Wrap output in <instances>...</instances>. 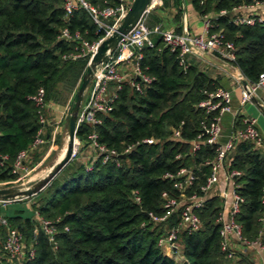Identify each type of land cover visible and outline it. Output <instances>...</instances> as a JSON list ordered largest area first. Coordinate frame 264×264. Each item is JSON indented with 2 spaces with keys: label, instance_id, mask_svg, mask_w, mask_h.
<instances>
[{
  "label": "trees",
  "instance_id": "1",
  "mask_svg": "<svg viewBox=\"0 0 264 264\" xmlns=\"http://www.w3.org/2000/svg\"><path fill=\"white\" fill-rule=\"evenodd\" d=\"M87 1L98 8L117 2ZM250 1L192 0V5L200 14L218 13ZM215 25L214 29H221L235 45L234 65L247 79L257 80L264 71V22L235 25L227 15H217ZM63 27L79 30L89 42L102 34L84 9L66 18L61 0H0V157L7 156L0 163V185L9 186L7 183L15 179L12 162L18 151L28 148L40 127L39 108L29 96L42 87L46 101L58 98L59 84L63 83L64 89L73 87L87 64V59L62 58L71 49L68 42L58 39ZM153 39L152 47L143 48L141 61L145 72L153 77L152 83L142 93L124 85L101 124L83 122L76 130L83 147L88 146V134L96 131L99 143L106 147L119 153L127 146L131 150L107 162L97 157L91 170L85 167L89 159H72L36 194L44 193L34 206L39 215L58 219L56 248L34 217L6 215L9 226L21 232L24 244L32 247L34 255L21 262L3 257L7 230L0 225V264H178L161 252L157 242L177 224L180 212L158 223L149 213H166L163 191L178 195L174 180L164 178L165 173L195 166L196 185L203 182L209 171L203 161L213 157V146L202 144L192 156L188 150L190 141L213 114L197 103L205 98L203 90L222 85L221 78L208 74L197 59H190L184 72L176 53L159 37ZM178 126L181 138H171L170 129ZM151 137L155 142H142ZM178 153L180 158L176 157ZM229 167L242 172L238 181L244 202L236 216L242 234L253 240L261 232L264 242V220H259L264 214V155L251 143L239 142L230 155ZM134 191L139 194V202L134 201ZM219 209L216 199L206 200L198 212L201 227L179 234L183 256L190 264H227L215 222Z\"/></svg>",
  "mask_w": 264,
  "mask_h": 264
},
{
  "label": "built area",
  "instance_id": "2",
  "mask_svg": "<svg viewBox=\"0 0 264 264\" xmlns=\"http://www.w3.org/2000/svg\"><path fill=\"white\" fill-rule=\"evenodd\" d=\"M61 5L66 18L74 11L84 9L97 25L98 30L102 31V34L92 42L87 41L82 32L77 29L71 30L69 27H63L59 31L58 39L71 45V49L63 53L62 58L64 60L87 59V65L96 53L98 46L112 34L129 9L127 0H117L115 5L104 8H98L87 0H61ZM144 14L122 37L106 60L95 67L78 111L77 126L83 122L93 126L101 124L103 117L112 110L118 98V92L124 85H128L134 91L142 93L152 83L153 77L145 72L141 66V61L144 56L143 48L153 46L154 36H158L164 46L176 53L178 65L184 72L188 69L191 58L206 61L221 68L232 77L235 84L240 88L237 107L232 105L230 89L217 87L211 91L203 90L205 98L200 100L197 106L207 113H212L213 116L208 123L202 125L201 131L190 141L188 150V154L192 156L200 150L202 144L213 146V157L203 161V164L209 167V171L205 174L203 182L198 186L196 185L198 176L194 170L195 166L181 167L176 173H165L164 178L174 180V188L178 191V195L172 196L163 191L161 197L163 206L167 209L166 213L163 216H155L149 213V217L158 223L165 221L171 213L180 212L177 224L171 230H168L166 234L160 236L157 244L161 251L164 247H167L172 256L179 258L180 264H190L183 256L180 248L179 234L184 231L191 233L201 227L198 212L204 206L207 194L213 190L220 180H223L224 187L219 192L222 206L215 217V222L219 225L220 250L226 258L234 259L235 252L232 248V241L234 240L242 245L255 246L264 255V242L262 241L261 232L253 240L246 239L242 234L241 224L236 220V216L239 214L241 205L244 202V197L239 192L241 184L238 181L242 172L239 169H230L229 167L230 155L237 143L246 141L251 143L254 148H260L263 145V136L256 127V119L241 117L239 108L256 96L258 91L264 92V71L259 74L255 81L247 79L234 65L235 45L226 38L221 29H214L217 15H227L235 25L263 23L264 0H252L234 6L230 10L222 9L218 13H203L201 16L202 30L198 33L188 31L178 33L173 29L164 28L161 23L149 26L145 21ZM204 54L221 61L230 71L207 60ZM29 98L39 108L38 122L40 127L28 148L17 152L11 165V173L16 177L7 183L9 185L23 181L38 166V164L30 166L29 160L46 142L43 135L46 127L49 124L51 125L45 113L47 101L45 100L44 89L40 87ZM224 113L231 115L229 132H224L222 125ZM59 123L57 121L53 124L54 131L59 128ZM170 130L171 138H181V126ZM54 134L55 132H53V136ZM88 140V146L92 148L93 153L89 157L90 162L85 166L86 170H91L92 161L97 157H100L102 162H107L131 150V146H127L123 152L119 153L106 147L99 143L96 131L88 134ZM142 142L151 144L155 142V139L153 137L145 138ZM74 143L78 144L79 140L75 139ZM74 156L75 151L72 153L71 160ZM176 157L180 158L181 154L178 153ZM6 159V155H1L0 163ZM190 189H193V191L188 192ZM133 198L135 202L140 201L137 191L133 192ZM12 201L15 200H0V208ZM261 201L264 203V194ZM34 218L37 220L40 230L46 235L48 242L53 248H56L55 235L58 219L43 218L38 211H35ZM259 220L262 222L264 215ZM0 225H4L7 230L2 245V256L20 262L33 258L34 251L32 247H26L21 232L9 226L4 213H0ZM64 229L67 230V227ZM262 264H264V259Z\"/></svg>",
  "mask_w": 264,
  "mask_h": 264
},
{
  "label": "crops",
  "instance_id": "3",
  "mask_svg": "<svg viewBox=\"0 0 264 264\" xmlns=\"http://www.w3.org/2000/svg\"><path fill=\"white\" fill-rule=\"evenodd\" d=\"M133 0H127L128 5L132 4ZM172 4L169 5L168 3H165V0H150L146 7L145 11V21L147 24L155 25L157 23H161L164 28L173 29L174 31L181 33L184 31H188L191 33H198L202 30V22H201V16L202 14L198 13L193 5L192 0L186 4V0H179V2H175V0H172ZM165 9L166 12H165ZM158 20L157 23H155L154 20ZM158 37V36H155ZM195 59V58H191ZM201 63V61H200ZM220 83L222 87H225L227 89H230L232 93V105L234 107H237V101L239 99V92L240 88L237 84H235V81H233L232 77L229 76V74L225 73L224 77L221 78ZM248 103V109L245 108L246 103L239 108V115L241 117H251L256 119V127L260 130L262 136H263V145L260 148H256L261 154L264 155V92L258 91L256 96L252 97V99L247 102ZM46 117L49 124L46 127L45 134L43 135L46 142L42 144V146L39 148L38 152L34 153L31 160H29L30 166H34L35 164H40L45 160L50 152L51 148L53 147V144L56 141L59 129L53 130V124L57 121L61 120V117L63 115V110H58L57 105L54 103L50 105V103H47V109H46ZM231 115L225 114L222 118V125L224 128V132H227V129L230 125ZM53 132H55L53 136ZM53 137V141H52ZM47 144H51V146L44 150L45 146ZM89 149V155L87 156V160L92 155L93 150L91 147L87 146ZM224 187L223 180H220L213 190L207 194L206 200L209 199H216L217 206L220 208L222 206L221 199L219 198V192ZM18 210V209H17ZM15 212L14 215L20 214L24 217H33L35 215V209L31 207V210L33 211V216H26L22 214L24 211L22 208H19V211ZM0 213H4L2 211V208H0ZM5 214V213H4ZM6 215V214H5ZM264 215V214H263ZM12 216V215H11ZM232 248L235 252V258L230 260L227 258V264H262V260L264 259V255L258 250L255 246H246L242 245L237 241H232ZM182 249V248H181ZM165 256L173 259L175 262L180 264V260L177 257L172 256L170 253V250L167 247H164L161 251Z\"/></svg>",
  "mask_w": 264,
  "mask_h": 264
},
{
  "label": "water",
  "instance_id": "4",
  "mask_svg": "<svg viewBox=\"0 0 264 264\" xmlns=\"http://www.w3.org/2000/svg\"><path fill=\"white\" fill-rule=\"evenodd\" d=\"M149 2L150 0L132 1V4L130 5L126 16L123 18L121 23L115 28L112 34L101 42V44L98 46L96 53L93 55L89 64L87 65L85 73L77 87L71 108L65 117V129L68 136V142L63 160L54 164L45 177L39 179L31 186L25 189H20L11 186L0 187V200H17L19 198H25L36 195L41 190H43L51 182V180L62 170V168L71 160L73 153V145L76 139L78 111L83 100L86 86L92 78L93 71L97 65L101 64L106 60L107 56L116 48L122 37L142 17V15L146 11V7ZM204 57L212 63L223 66L227 71H230L226 65H224L221 61L214 59L210 55L204 54ZM242 83L244 84V82ZM225 114L229 113H224V115ZM229 130L230 126L228 127L227 132H229ZM124 156V154L120 155L121 158Z\"/></svg>",
  "mask_w": 264,
  "mask_h": 264
},
{
  "label": "rangeland",
  "instance_id": "5",
  "mask_svg": "<svg viewBox=\"0 0 264 264\" xmlns=\"http://www.w3.org/2000/svg\"><path fill=\"white\" fill-rule=\"evenodd\" d=\"M190 0H186V4H188ZM173 2L172 0H168V4L171 5ZM167 9H165L166 12ZM207 13H212V12H207ZM155 23L158 22V20H154ZM199 65L201 68H203L208 74H210L213 77H219L222 78L224 77V74L226 73L225 71H223L221 68L210 64L206 61H201V63L199 62ZM87 64H85L82 68V70L79 73L78 78L76 79V82L74 84L73 87L68 88V89H64L63 83L59 84L57 91H58V98L54 97V98H50L49 100H47V103L50 105H52L53 103L55 105H57L58 110H63V115L61 117V120L59 121V132L56 138L55 143L53 144V147L51 148V152L49 154V156L43 160L42 163H40L38 166H36L31 172L30 174L24 178L23 181L16 183V184H12L9 185L8 187H16V188H20V189H25L29 186H31L33 183H35L36 181H38L39 179L43 178L46 176V174L48 173L46 169H49L50 167H53L56 159L58 160L59 154L61 152V150H63V148H65L67 146V142H68V136H67V132L65 129V123H66V115L69 112L71 105L73 103L75 94H76V90L77 87L81 81V78L83 77L85 70H86ZM87 88V86H86ZM86 90V89H85ZM85 92V91H84ZM248 103H246L245 108L248 109ZM264 133V132H263ZM77 139V137H76ZM66 143V144H65ZM51 146V144H47L44 148V150H47L49 147ZM73 151H75V156L73 157L74 161L76 162H86L87 161V156L89 155V149L86 147H83L79 141V143H75L73 145ZM44 171L45 176L40 177H33L35 174L42 173ZM34 178V179H33ZM35 181V182H34ZM50 184V183H49ZM48 184V185H49ZM1 187H7V186H1ZM44 193L38 194V195H33V196H29V197H25V198H19L15 201L10 202L9 204H7L6 206H2V211L7 215V216H11L14 215L16 210L19 211V208L23 209V213L26 216H33V211L31 210V207L34 208V206L36 204L40 203V199L41 196ZM34 217V216H33ZM180 244V248H182V244L181 242Z\"/></svg>",
  "mask_w": 264,
  "mask_h": 264
},
{
  "label": "bare ground",
  "instance_id": "6",
  "mask_svg": "<svg viewBox=\"0 0 264 264\" xmlns=\"http://www.w3.org/2000/svg\"><path fill=\"white\" fill-rule=\"evenodd\" d=\"M66 144V143H65ZM75 144V143H74ZM65 153H66V147L65 148H63V150H61V152H60V154H59V157H58V160L56 159V161H55V163L54 164H56V163H58V162H60L61 160H63V158H64V156H65ZM51 168L52 167H50L49 169H46L47 170V172H49L50 170H51ZM47 175V174H46ZM37 176H40V177H43V176H45V173H44V171L42 172V173H37V174H35L33 177H37ZM34 179V178H33ZM35 182V181H34Z\"/></svg>",
  "mask_w": 264,
  "mask_h": 264
}]
</instances>
